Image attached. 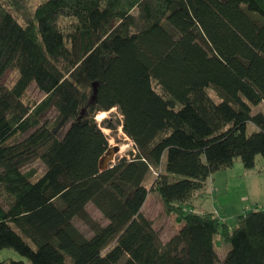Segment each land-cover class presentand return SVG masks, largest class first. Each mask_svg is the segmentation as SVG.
Listing matches in <instances>:
<instances>
[{
  "label": "trees",
  "instance_id": "trees-1",
  "mask_svg": "<svg viewBox=\"0 0 264 264\" xmlns=\"http://www.w3.org/2000/svg\"><path fill=\"white\" fill-rule=\"evenodd\" d=\"M33 83L44 95L29 103ZM261 102L264 0H41L31 18L0 0V250L32 264H264V206L235 225L194 209L213 173L264 158ZM113 108L121 119L101 124L136 151L101 170L96 116ZM150 191L178 225L165 243L142 212ZM215 235L230 244L221 262Z\"/></svg>",
  "mask_w": 264,
  "mask_h": 264
},
{
  "label": "rangeland",
  "instance_id": "rangeland-1",
  "mask_svg": "<svg viewBox=\"0 0 264 264\" xmlns=\"http://www.w3.org/2000/svg\"><path fill=\"white\" fill-rule=\"evenodd\" d=\"M41 0H15L16 6L24 14L25 17L31 18L34 5ZM15 72L9 73L8 81L12 82L15 79ZM159 89V88H157ZM209 95L218 101L219 98L212 89L207 90ZM43 93L36 87L35 83L28 88L24 99L29 103L37 102L43 97ZM264 113V102L253 106L252 113ZM53 112L49 114L52 116ZM104 118H111L112 121L121 119V115L116 108L105 112ZM103 118V119H104ZM102 119V120H103ZM98 121L103 132L109 137V150L103 155L105 165L108 166L118 161L119 158L126 157L130 159L132 153L136 150L133 142L124 134L122 127L118 126L116 131L104 127L101 124L102 120ZM254 129L252 124H248L247 131L251 132ZM14 131L5 135L3 139L8 138ZM22 137V136H20ZM166 156L163 155L161 166L164 168ZM37 166L39 173L44 169L40 162L34 163ZM160 167H151L149 173L144 179V185L150 188L157 174L160 172ZM207 193L204 197H199L195 200L197 211H213L223 220L231 225L236 224V217L255 207L264 206V158L261 155L256 156L255 165L252 168H245L239 158L233 165L228 168L220 169L213 173L207 180ZM87 211L93 220L101 225H105L107 220L102 217L101 213L90 203L87 205ZM143 214L152 221L153 227L160 233V240L165 243L171 235H173L178 226L174 221V215H168L163 207L162 201L158 192L150 191L144 204ZM76 225L84 232L86 236H90L93 232L88 224L82 220L76 219ZM31 245L35 247L32 243ZM214 246L221 262L227 251L230 249V244L223 241L219 235L214 236ZM0 259L5 260H22L25 264H32L28 259L22 257L13 249L0 250Z\"/></svg>",
  "mask_w": 264,
  "mask_h": 264
},
{
  "label": "water",
  "instance_id": "water-1",
  "mask_svg": "<svg viewBox=\"0 0 264 264\" xmlns=\"http://www.w3.org/2000/svg\"><path fill=\"white\" fill-rule=\"evenodd\" d=\"M99 168L101 169V170H104V169H106L107 168V166L105 165V158L102 156V158L100 159V161H99Z\"/></svg>",
  "mask_w": 264,
  "mask_h": 264
},
{
  "label": "bare ground",
  "instance_id": "bare-ground-1",
  "mask_svg": "<svg viewBox=\"0 0 264 264\" xmlns=\"http://www.w3.org/2000/svg\"><path fill=\"white\" fill-rule=\"evenodd\" d=\"M104 117H105V112H100V113H98V115H97V119H98V120H102Z\"/></svg>",
  "mask_w": 264,
  "mask_h": 264
},
{
  "label": "crops",
  "instance_id": "crops-1",
  "mask_svg": "<svg viewBox=\"0 0 264 264\" xmlns=\"http://www.w3.org/2000/svg\"><path fill=\"white\" fill-rule=\"evenodd\" d=\"M194 205H195V203H194ZM143 207H144V205H143ZM143 207H142V210H143ZM194 209L199 210L198 207H196V206H194ZM204 211H205V210H204ZM177 226H178V225H177ZM2 262H3V261L0 259V264H2Z\"/></svg>",
  "mask_w": 264,
  "mask_h": 264
}]
</instances>
